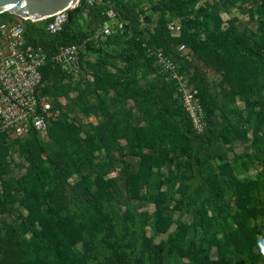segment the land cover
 I'll list each match as a JSON object with an SVG mask.
<instances>
[{"label":"rangeland","instance_id":"rangeland-1","mask_svg":"<svg viewBox=\"0 0 264 264\" xmlns=\"http://www.w3.org/2000/svg\"><path fill=\"white\" fill-rule=\"evenodd\" d=\"M140 1L149 20L125 27L121 44L141 45L148 67L118 91L124 64L85 48L79 69H53L45 78L43 92L52 104L46 129L27 136L0 131V264H32L9 235L16 219L27 220L32 233L52 232V213L59 226L72 224L89 235L107 228L103 193L115 198L124 228L139 226V257L148 243L155 253L177 231L173 246L190 249L177 264H224L225 246L264 264V4L190 0L210 19L216 50L206 52L185 32L181 17L153 12L149 0ZM7 16L0 13V19ZM86 21L83 14L73 26L84 30ZM172 21L181 28L170 30ZM159 52L203 100L205 140L186 131L178 81L157 60ZM150 87L183 115H163L154 93L145 92ZM173 182L175 193L159 220Z\"/></svg>","mask_w":264,"mask_h":264},{"label":"trees","instance_id":"trees-1","mask_svg":"<svg viewBox=\"0 0 264 264\" xmlns=\"http://www.w3.org/2000/svg\"><path fill=\"white\" fill-rule=\"evenodd\" d=\"M104 4L88 6L86 0H80L75 8L68 9V21L63 29L52 33L46 29L51 19L38 22L27 23V38L34 44L41 45L49 55L55 54L63 45L73 43H83L88 37H91L96 29L107 21L106 10L108 3H111L117 14L122 19L128 21V26L137 25L142 19L149 20L148 16L143 17L141 11L142 3L140 0H104ZM227 1V0H224ZM264 4V0H261ZM148 8L153 12H169L176 14L183 20L184 30L187 34L195 35L197 45L204 51L216 50V45L210 37V19L203 7L196 8L190 0H149ZM85 14L87 21L84 30L76 29L73 25L80 16ZM10 17V16H7ZM142 22V21H141ZM130 26V27H131ZM123 35L121 33L109 36L100 41L98 46L93 41L86 42L85 48L98 53L108 62L124 64L126 72L122 80L115 83V88L122 91L125 88V82L138 76L146 67H148V58L142 46L136 42L121 44ZM53 69L62 71L60 67H54L51 62L45 67L44 78L47 77ZM148 94L154 93L155 103L158 110L165 116L174 119L182 113L174 112L166 105L161 91L155 87H150L145 91ZM137 99H142L137 97ZM207 119V109L201 99ZM192 136L201 137L205 140L207 135L197 133L193 129L192 121L188 113L183 108ZM208 120V119H207ZM209 125V121H208ZM185 126V125H184ZM183 126V127H184ZM190 129V130H189ZM31 131L30 134H35ZM196 160L202 161L203 155L197 149ZM198 176L196 179H199ZM175 182L167 192V199L159 209V220L164 216V208L171 202L175 193ZM104 194V193H103ZM101 197V210L104 213L108 227L89 235L85 230H78L72 224L68 226H59L56 221V214L52 213L54 220V229L52 232L40 231L36 228L31 232L30 223L27 220L20 222L17 219L10 227L9 235L11 238L19 240L22 244V258L32 264H177L182 258L190 252V249H183L180 245L173 246L175 233H171L169 239L165 241L157 252H153L152 243H148V250L140 253L141 237L138 232L140 229L136 224L127 225L124 228L123 222L115 215V198L108 199ZM188 191H183L185 199ZM264 209V206H262ZM64 214V212H62ZM58 214L62 216L63 214ZM264 217V211L261 214ZM260 216V217H261ZM180 219H178L179 222ZM56 221V223H55ZM260 225L262 239L259 246L260 257L264 259V228ZM29 232L32 233L28 236ZM134 232V234H133ZM81 242L83 249L77 246ZM179 246V247H178ZM224 264H252L251 255L241 251H231L225 246ZM113 260V261H112Z\"/></svg>","mask_w":264,"mask_h":264},{"label":"built area","instance_id":"built-area-1","mask_svg":"<svg viewBox=\"0 0 264 264\" xmlns=\"http://www.w3.org/2000/svg\"><path fill=\"white\" fill-rule=\"evenodd\" d=\"M86 3L93 6L105 1L86 0ZM108 5L107 21L91 37L83 43L63 45L53 55H49L41 45L28 40L27 23L51 19L46 29L52 33L58 32L68 21V9L44 19L13 14V17L0 19V131L27 136L31 131L41 132L47 128L52 104L43 92L45 67L51 62L64 72H74L80 67L86 42L98 44L109 36L123 32L128 21L118 16L111 3ZM168 27L175 31L181 28V24L172 21ZM184 48V44L179 47L180 50ZM157 60L178 81L183 107L192 121L193 129L199 134L203 133L207 126L206 113L197 89L188 85L168 55L159 52Z\"/></svg>","mask_w":264,"mask_h":264},{"label":"water","instance_id":"water-1","mask_svg":"<svg viewBox=\"0 0 264 264\" xmlns=\"http://www.w3.org/2000/svg\"><path fill=\"white\" fill-rule=\"evenodd\" d=\"M80 0H0V13L44 19L65 9H71Z\"/></svg>","mask_w":264,"mask_h":264},{"label":"bare ground","instance_id":"bare-ground-1","mask_svg":"<svg viewBox=\"0 0 264 264\" xmlns=\"http://www.w3.org/2000/svg\"><path fill=\"white\" fill-rule=\"evenodd\" d=\"M78 5V3L77 2H74L73 4H72V7H76Z\"/></svg>","mask_w":264,"mask_h":264}]
</instances>
